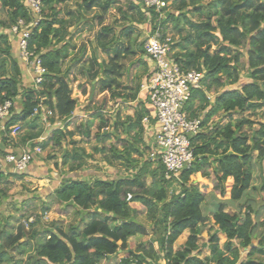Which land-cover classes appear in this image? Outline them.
Here are the masks:
<instances>
[{
  "label": "trees",
  "instance_id": "trees-1",
  "mask_svg": "<svg viewBox=\"0 0 264 264\" xmlns=\"http://www.w3.org/2000/svg\"><path fill=\"white\" fill-rule=\"evenodd\" d=\"M69 1L42 0L40 20L31 28L28 49L41 58L47 70L38 88L32 81H24L26 75L13 52L14 44L9 41L8 34H0V104L8 99L12 101L11 116L4 121L6 128L17 123L36 128L40 116L33 111L40 102L53 111L54 115L49 117L53 124L66 122L77 109L69 82L70 67L63 69L61 66L70 54L69 49L74 47L69 27L74 19L80 22L83 13L94 8L100 9V15L105 14L117 0H79L78 15L67 10L66 16H60L59 5ZM139 2L129 1L130 7L138 13V18L132 19L135 23H145L147 16L141 11ZM173 4L171 10H166V6L161 8L160 19L158 12L149 9L150 31L153 32L157 24L165 28V24L171 22L181 33L183 25H189L193 31H186L179 42H171L172 49L180 48L173 56L183 69L203 72L201 87L192 90L185 105L190 117H202V130L189 138L193 160L180 174L177 183L180 191L171 192L172 182L165 178L161 161L144 155L149 147L143 139L142 124L143 117L150 113L146 97L144 94L139 97V85L134 89L121 88L119 81L122 76L120 61L134 51L129 43L113 45L117 36L111 27L104 25L95 39L103 49L110 48L112 54L107 63H98L90 57L87 75L91 83L97 82V92H110L114 101L136 102L134 116L121 123L126 135L122 138L121 149L111 147L112 157L106 158L110 164L114 159L120 160V165L130 173L114 178L92 176L86 179L64 175L54 189L52 199L72 206L76 211L81 210V213L92 209L91 217L81 218V225L67 228L55 223L56 231L45 229L43 238L37 237L39 231L26 229V223L19 222L15 232L1 227L0 264H17L9 263L11 251L16 249L23 253L29 250L32 240L34 255H28L26 264H95L106 262L119 250L124 251V256L116 264H153L161 258L165 264H264L263 260L255 258L256 254H264V230L256 233L259 227H264V221L256 220L251 204L245 205L253 178V162L264 159V122H257V128L253 126L255 121L246 117L229 119L224 124L219 120L211 123L218 115L220 119L231 118L234 113H255L264 107V0H211L205 17L196 21L191 20L190 15H202L200 0H173ZM0 8L8 16L2 25L9 29L19 19L28 23L34 16L22 0H0ZM123 17L131 18L125 14ZM99 21L102 23V16ZM129 32L126 30L124 35L128 36ZM212 46L215 49H211ZM243 56L246 73L242 76L240 63ZM15 102L19 103L18 110H15ZM92 115L100 119V127L107 126L101 109L97 108ZM92 122L93 119H89L83 126L85 129L81 133L84 136H90ZM243 126L249 131L243 130ZM113 127L116 129L117 125ZM74 133L57 127L49 140L61 145L66 136ZM106 134H97V139L102 141ZM37 136V133H27L23 138ZM82 152L70 154L64 150L63 163L67 164L69 157L79 159L70 164L69 171L75 172L84 166ZM194 175L202 179L213 177V189L219 196H207L202 192L191 180ZM145 176L150 177L148 185ZM0 179L7 180V176L0 172ZM2 193L4 195V191ZM136 202L145 208L153 241L148 247L132 250L129 238L148 232L136 220L137 208L133 206ZM236 202L245 209L227 210ZM43 210H48V206ZM207 222H211L215 231L202 245L209 248V255L201 257L198 238ZM185 230L189 232L185 243L174 250V242ZM217 232L226 237L223 247L218 244ZM242 251L246 254L244 258Z\"/></svg>",
  "mask_w": 264,
  "mask_h": 264
},
{
  "label": "rangeland",
  "instance_id": "rangeland-1",
  "mask_svg": "<svg viewBox=\"0 0 264 264\" xmlns=\"http://www.w3.org/2000/svg\"><path fill=\"white\" fill-rule=\"evenodd\" d=\"M130 0H117L105 14H101L99 8H94L88 13H83L80 22L74 19V23L69 27V31L72 35L71 47L69 56L62 62V68L69 70V82L72 89V96L77 100V109L70 119L66 122L59 123V126L51 123L48 117L45 123L40 118L36 128L17 123L16 126L19 129L12 133L10 128H6V131L0 130V169L4 168L3 172L7 176L6 179H0V228L4 227L10 231L15 232L19 222L26 223V229L32 228V230L39 231L37 237H44V230L49 229L56 231L54 224L57 223L60 226L67 228L69 225H81L80 219H89L91 211L81 213V210L76 211L72 206H67L62 203H58L53 200L52 195L54 189L59 184V181L64 175H69L75 178H91L92 176H98L101 178H114L116 175H127L130 171H126L124 167L120 165V160H113L112 164L106 161V158L112 157L111 147L121 149L122 138H124L125 131L124 126L121 123L128 121V117L134 116V108L136 102H126L117 99L114 101L111 99L110 92H97V82L91 83L90 77L87 75L88 67L90 66V57H94L98 63H107L109 55L112 51L109 49H103L96 42V34L100 29L107 25L111 27L113 34L117 36V40L113 45H127L130 44L133 54H129L125 59L120 61L122 67V76L119 81L122 85L121 88H136L140 87V83L147 73V62L145 60L144 53L142 51V42L150 32V28L147 22L135 23L138 18L136 10L132 9L129 5ZM211 0H200L202 15L196 13L194 16L190 15V19L193 21L201 20L205 17L207 5ZM79 0H71L65 5H59L60 16H66L65 12L70 10L78 15ZM173 0L165 4L166 10L173 8ZM131 18H124L123 15ZM102 16L103 21L100 23L99 17ZM134 18V19H132ZM8 16L6 11L0 8V34H8V39L14 44L13 52L17 59L20 61L24 77V81L30 82V68L19 59L18 47L16 38L10 32L9 28L3 27L2 23L7 21ZM126 30H130L128 36L124 35ZM193 31L189 25L184 24L181 33H178L177 28L171 22L165 24V28L160 26L161 34L171 38V42H179L182 35H185L186 31ZM111 37V34L110 36ZM4 46V44H1ZM191 47V45H190ZM211 49H215L214 46ZM179 47L172 49V54L178 52ZM79 59V60H78ZM246 59L242 57L240 68L241 75H245ZM83 90L85 92H83ZM140 97V95H139ZM15 110H18L19 103L15 102ZM97 108L101 109L103 118L107 121V126L100 127V119L92 115L93 111ZM220 115L215 116L211 123L219 120L220 124H224L229 119L234 120L240 117L249 118L251 121H255L253 126L259 127L257 122H264V107L257 109L255 113L245 111L241 114L234 113L231 118L225 117L220 119ZM89 119H93L90 126V136H84L81 131L85 129L86 123ZM117 125L114 129V125ZM66 131L73 130L75 133L73 136H66L65 142L61 145H57L55 141L49 140L52 135V131L57 126ZM66 125V126H65ZM243 130L249 131L247 126L242 127ZM104 132L107 133L106 137L100 141L97 139V134ZM27 133H37L35 138H23ZM152 131L144 128L143 139L149 146L145 151V157L149 156L150 148L152 147ZM44 137V138H41ZM46 141L45 144H43ZM40 146V151L35 152L31 162L33 171H26L24 173H17L13 170L10 164L5 162V156L8 153H19L22 148ZM45 145V146H44ZM64 150L72 154L77 151V154L84 151V166L77 171H69L71 163L78 162L79 159L74 160L72 157L68 158L67 164L62 162V154ZM256 153V152H255ZM136 157V156H135ZM211 169L208 168V171ZM145 182L148 185L150 177L145 176ZM191 180L197 184L201 191L206 193L207 196L218 193L213 189L214 179L209 177L208 179L199 178L197 175L191 177ZM171 182V181H170ZM229 183V182H228ZM171 192H179L180 188L176 184H172L170 187ZM4 191V195L2 193ZM228 195L226 194V197ZM245 199L246 203L251 204L253 211H255V218L257 221H264V159L254 160L253 162V178L250 188L247 190ZM245 197L243 195L242 199ZM210 200V198H209ZM213 199H211L210 205ZM209 205V204H208ZM48 206V210L44 211V207ZM137 208L136 220L143 224L147 229L145 235H135L129 238L132 242V250L139 248L140 246L148 247L152 243L151 223L149 222L145 208L136 202L133 204ZM239 209L243 207L238 206ZM243 208L242 210H244ZM231 210V209H229ZM93 217V214H92ZM32 224V227L30 226ZM3 225V226H2ZM202 233L198 238V244L200 247V256H208L210 250L208 247L202 245L208 242L209 236L215 230L211 227V222H207L203 227ZM264 227H259L257 234L262 232ZM189 232L185 230L178 239L174 242V250H178L185 243ZM218 244L223 247L226 237L221 232H217ZM257 238V237H256ZM254 239V243H256ZM29 244V250L25 252H18L14 249L11 251L12 260L9 263L17 262V264H26L28 255H34V240ZM155 245V244H154ZM245 251H242L241 257H245ZM124 256V251H118L116 254L107 258L105 264H116L119 259ZM255 258L264 261V254H256ZM162 259V258H161ZM154 262L153 264H162V260Z\"/></svg>",
  "mask_w": 264,
  "mask_h": 264
},
{
  "label": "built area",
  "instance_id": "built-area-1",
  "mask_svg": "<svg viewBox=\"0 0 264 264\" xmlns=\"http://www.w3.org/2000/svg\"><path fill=\"white\" fill-rule=\"evenodd\" d=\"M139 1L141 11L149 19L150 8L158 12L157 18L160 19L163 14L161 8L171 0ZM22 2L29 7L34 16L28 23L19 19L11 26L10 32L16 38L19 58L30 68L32 84L38 88L47 70L41 58L28 49V39L31 28L40 20L42 0H22ZM142 49L149 63L139 92L140 96L145 95L150 110L149 115L142 119L144 128L153 133L149 157L152 160H160L164 166L165 178L177 185L182 170L188 168L193 160L189 138L202 130V117H190L185 105L191 97L192 90L201 87L203 72L196 69L185 70L181 67L172 54L171 38L162 36L158 24L153 32L150 31L145 36ZM11 106L12 101L9 99L0 104V130L3 132L6 131L4 121L11 116ZM33 113L38 114L45 123L48 117L54 115L53 111L42 102L34 108ZM16 125L8 127L12 133L19 129ZM57 125L59 126V122ZM39 151L38 145L33 148L24 147L19 153H8L5 162L9 163L17 173H22L31 164L34 153ZM161 260L162 264H165V260ZM95 264H105V261Z\"/></svg>",
  "mask_w": 264,
  "mask_h": 264
},
{
  "label": "crops",
  "instance_id": "crops-1",
  "mask_svg": "<svg viewBox=\"0 0 264 264\" xmlns=\"http://www.w3.org/2000/svg\"><path fill=\"white\" fill-rule=\"evenodd\" d=\"M145 58V57H144ZM145 60H146V62H147V67L149 66V63H148V61H147V59L145 58ZM25 65V64H24ZM148 70V69H147ZM28 77L30 78V81H31V76L30 75H28ZM75 113V112H74ZM73 113V114H74ZM7 164H9V163H7ZM33 166H31V164L29 165V167H28V170L27 171H33ZM3 170H4V168H2V169H0V172L2 173V174H5L4 172H3ZM242 202V201H241ZM239 206V203H234L233 205H231V206H229V207H227V210H229V209H231V210H233V209H235V208H237Z\"/></svg>",
  "mask_w": 264,
  "mask_h": 264
}]
</instances>
